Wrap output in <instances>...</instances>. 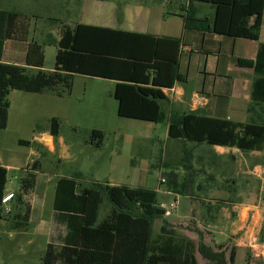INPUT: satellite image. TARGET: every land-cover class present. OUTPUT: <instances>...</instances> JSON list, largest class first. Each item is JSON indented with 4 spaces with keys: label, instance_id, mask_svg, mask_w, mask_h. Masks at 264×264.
<instances>
[{
    "label": "rangeland",
    "instance_id": "374dc122",
    "mask_svg": "<svg viewBox=\"0 0 264 264\" xmlns=\"http://www.w3.org/2000/svg\"><path fill=\"white\" fill-rule=\"evenodd\" d=\"M187 4L188 0H0V7L20 6L31 17L33 28L35 23L39 27L50 23L55 36L59 23L52 19H61L72 27L87 23L141 30L152 28V23L145 22L148 7L163 8L168 15L175 10L183 13L181 6ZM142 5L146 9L140 11ZM197 6L199 17L211 16L212 4L199 2ZM35 34L41 36L40 31ZM260 35L264 40V23ZM43 50V69L50 72L55 67L57 46L44 45ZM219 60L226 62L222 55ZM182 69L185 72V62ZM189 76L184 87L205 85L215 95V102L225 100L226 83H217L213 89L214 77L204 82L194 65ZM114 90L115 83L110 79L76 74L71 93L63 86L44 93L11 91L8 126L0 128V159L11 160L18 168L10 170L6 191L19 192L25 177L21 167L38 160L36 195L42 196L39 212L44 216H34V222L24 230L10 228L0 218V264H42L49 241L61 244L66 226L52 215L55 186L60 177L75 174H80L84 187L109 181L156 189L166 214L154 218L153 234L168 226L178 235L193 239L199 264H213L198 250L202 242L216 249L222 245L227 255L239 244L236 264H264V150L216 149L207 143L170 138L165 121L154 123L120 116ZM165 106L169 111V104ZM249 107L248 112L236 111L233 120L264 122V105L255 106L252 111ZM53 117L61 123L60 135L54 138L55 151L48 145L49 136L40 135L51 132ZM94 129L105 133L100 147L91 142ZM20 139L32 141V146L20 144ZM172 172L176 173L175 184L170 186ZM162 178L166 182L162 183ZM168 190L177 193H167ZM172 202L178 206L171 208ZM11 203L0 206L6 217ZM111 208L105 199L100 221ZM45 219L50 228L40 231Z\"/></svg>",
    "mask_w": 264,
    "mask_h": 264
},
{
    "label": "trees",
    "instance_id": "16d2710c",
    "mask_svg": "<svg viewBox=\"0 0 264 264\" xmlns=\"http://www.w3.org/2000/svg\"><path fill=\"white\" fill-rule=\"evenodd\" d=\"M197 1L214 5L213 19L197 16ZM182 11L179 14L185 30L260 39L264 0H188ZM26 20L21 12L0 8L1 129L8 125L12 90L40 93L46 89L58 91L63 86L71 93L75 75L83 74L116 81L114 97L118 101V114L154 123L165 121L170 138L241 151L264 150V122L235 121L209 116L200 110H166L168 96L164 89L188 82L187 75L181 72L182 48L186 45L183 36H157L78 23L74 27L63 24L59 39L50 36L39 42L31 39ZM9 40L27 43L22 62L4 59ZM44 45L57 46L55 67L50 72L43 70ZM234 62L240 68L254 71L249 109L252 111L255 106L264 105V43L259 45L255 59L235 57ZM27 66L39 71L29 73ZM60 128V119L53 117L51 135L54 138L59 136ZM91 137V142L100 147L105 133L95 129ZM19 142L31 143L27 140ZM79 175L62 176L57 181L55 218L66 225L67 233L59 246L52 241L47 244L42 264H199L193 239L178 235L168 226H163L161 233L153 234L154 218L166 214L156 189L108 182L83 187ZM174 175L175 172L170 175V186L175 184ZM35 179L34 173L22 179V192L17 195L19 203H22V194L34 187ZM7 183L8 170L0 165V205L4 203ZM105 199L112 208L100 221ZM12 218L14 229L26 228L29 208L13 214ZM218 247L202 242L198 250L213 264H236V246L231 248L229 255L222 245ZM246 264L253 263L248 261Z\"/></svg>",
    "mask_w": 264,
    "mask_h": 264
},
{
    "label": "crops",
    "instance_id": "0c3cea01",
    "mask_svg": "<svg viewBox=\"0 0 264 264\" xmlns=\"http://www.w3.org/2000/svg\"><path fill=\"white\" fill-rule=\"evenodd\" d=\"M198 3L199 1L195 2V6L197 9V16L199 13V9L197 6ZM16 4L17 2H15V5ZM13 7L14 8H9V7H0V8L7 9V10H14V11H18L24 14L27 17L26 24H29V29L31 33L30 35L33 34L31 38L35 40L36 39L39 40L41 38V40L43 41V40H46L50 36H52L55 39H59L60 29L62 25L67 24L61 19H52L53 21H55V24L59 23V25L57 26L59 33L57 34V36H55L54 33H52L50 29V25H51L50 23L45 24V25L42 24L41 27L37 26L35 23V27L33 28V25H32L33 22H32L31 17L26 15L23 12L22 8H20V6H16V7L13 6ZM185 7L186 6L182 5L181 10ZM143 9H146L144 8V5L140 7V11H142ZM147 9L148 10H146L145 12V22L152 23L151 24L152 28L150 29L144 28L141 30H133V29H124V30L143 32V33H152L157 36H173V37L183 36L184 40L186 41V45L183 46L182 48L181 72L187 75V78L189 79L190 78L189 74H190V70L192 66L193 65L197 66L198 71L203 76L204 82L208 80V77H211V76L214 77L213 87H212L213 89H215L217 83L218 84L226 83V87L228 88L227 92L224 93L225 100L219 103V102H215L214 100L215 95H213V93H210L206 89L205 85H203L201 88L198 87V88L189 89L187 87H184L185 83H177L173 88L164 89L166 95L168 96V102L166 103L169 104L170 106L169 109L175 108L181 112H187L190 110H200L202 113L209 115V116L224 117V118H228L232 120H233V114L236 111L241 110V111L248 112V107H249V104L251 103L250 94H251L252 82L254 79V71L253 69H250V68L238 67L234 62V58L242 57V58H248V59H255L259 45L261 43H264V40L261 38V35H260L259 40H249L245 38L228 37V36L220 35L214 32H210V31L201 32L198 30H185L183 18L179 14L181 12H177L178 10H175V12H168L167 13L168 15H166L165 12L163 11V8H160V7L152 6V7H148ZM214 15H215V7L213 5V12L211 16H207V17L198 16V17L213 19ZM263 23H264V16H263ZM107 27L115 28L114 26H108V25ZM36 31H40L41 36L37 37V35L35 34ZM26 51H27V43L20 42L17 40H9L6 42V45H5L4 59L6 61L22 62L24 60ZM245 53H250V56H248ZM197 54H199L200 56H197ZM202 55H205L206 58L203 59ZM221 55L225 57L226 59L225 63H222L219 60V57L221 58ZM211 56L213 59H211ZM216 57L218 58L216 59ZM183 62L186 63L185 72L182 69ZM21 65L25 66L24 64H21ZM233 67L237 68L238 70H233L232 69ZM26 69H27V72L29 73H37L39 71V69L36 67L27 66ZM114 83L116 85V81H114ZM233 90L236 91L235 96H233ZM44 92H46V90L40 93H44ZM9 115H10V109H9ZM8 122H9V119H8ZM97 130H102V129H97ZM40 135L49 136L46 138L49 143L48 145L53 151H55L56 146L54 143V137L51 135V132L41 133ZM41 136L38 139V144H40L41 142ZM20 140H25V139H20ZM26 145L32 146V141L30 144H26ZM223 148H229V147L216 146V149H223ZM37 162L38 160H33L29 162L26 167L24 166L21 167V170L24 172L25 176H27V174L29 173H34L36 175L34 187L31 188L27 193L22 194V203H19V198L17 197V195L21 194L22 192V188H21L22 182L19 188V192H14V191L7 192L5 189V196H7L10 193H15V196L10 201L4 202L3 204L0 205L4 207L6 203L12 202L11 207H10L11 214L9 213L8 217L2 214L1 212L2 207L0 208V218L3 220H6V223L8 224L10 228H13V223H14L12 215L19 211H24L27 208H29V212H30L28 226L31 224V222H34V216L36 217L41 216V215L44 216L43 213L39 212L40 207L42 205V196L38 197L36 195V190L38 187L37 180H38V173H39V163ZM0 165L7 168L8 175H9L10 170L18 168L11 160L6 161L3 158L0 159ZM35 165H38L37 169L35 168ZM32 166H33V169H31ZM23 177H20V178H23ZM106 182H108L109 184H113L112 182H109V181H106ZM56 185H57V182H56ZM81 185H82V182H81ZM113 185H117V184H113ZM85 187H88V186H85ZM55 189H56V186H55ZM166 192L167 193H177V192H172V191L170 192L169 190ZM54 198H55V193H54ZM52 215L54 217V220L57 221L55 218L54 200H53V214ZM43 224L44 225H41L40 231H44V229L47 226H48L47 229L50 228L46 219L43 221ZM24 229H15V230H24ZM66 233H67V227H66ZM238 246L240 245L239 244L236 245L237 258H238V252H239Z\"/></svg>",
    "mask_w": 264,
    "mask_h": 264
},
{
    "label": "built area",
    "instance_id": "2783aa9c",
    "mask_svg": "<svg viewBox=\"0 0 264 264\" xmlns=\"http://www.w3.org/2000/svg\"><path fill=\"white\" fill-rule=\"evenodd\" d=\"M161 181H162V183H164V182H166V179L165 178H162ZM13 195H14V193H10L7 196H5L4 202L10 201L13 198ZM177 206H178V203L177 202H172L171 203V208H176Z\"/></svg>",
    "mask_w": 264,
    "mask_h": 264
}]
</instances>
